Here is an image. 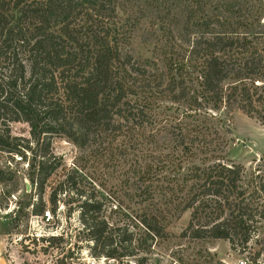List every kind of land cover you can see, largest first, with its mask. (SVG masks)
<instances>
[{
	"label": "trees",
	"instance_id": "16d2710c",
	"mask_svg": "<svg viewBox=\"0 0 264 264\" xmlns=\"http://www.w3.org/2000/svg\"><path fill=\"white\" fill-rule=\"evenodd\" d=\"M181 1L182 10L169 13V7L164 14L169 22L181 16L183 25L171 31L173 52L154 72L122 46L117 0H0V119L29 128L28 138L11 141L22 157L31 155L34 215L42 213L46 181L58 167L54 136L78 142L89 132L134 135L148 122L151 99L169 97L184 106L186 121L168 118L159 152L154 147L149 154L162 153L158 169L181 170L189 159V178L181 176L189 186L179 197L181 209L189 210L183 234L223 239L232 250H245L256 236L264 223V164L244 166L217 155L210 119L219 109L223 116L239 110L264 127V27L231 30L225 16L196 10L190 2L196 0ZM149 168L148 162L139 167L141 181L150 180ZM9 175L0 169V183ZM71 180L67 173L50 187L49 204L55 206L65 192L60 187ZM77 211L93 254L133 255L139 236L109 224L101 200L84 196ZM137 222L153 234L160 230L154 217ZM59 239L47 237L48 243Z\"/></svg>",
	"mask_w": 264,
	"mask_h": 264
},
{
	"label": "rangeland",
	"instance_id": "374dc122",
	"mask_svg": "<svg viewBox=\"0 0 264 264\" xmlns=\"http://www.w3.org/2000/svg\"><path fill=\"white\" fill-rule=\"evenodd\" d=\"M190 2L196 10L203 7V13L213 11L225 16L231 30L249 33L264 27V0ZM185 4L181 0H117V23L124 34V49L152 71L161 69V62L173 52L167 48L174 41L171 31L175 33L183 25L181 16L169 22L164 14L169 7V13L178 12ZM183 109L179 101L156 97L146 111L147 124L134 135L113 137L108 132H89L82 134L78 142L54 136L50 149L58 167L42 193L43 209L47 208L51 215L48 224L31 212V203L38 204L28 168L31 155L22 157L11 141V137L28 138L29 128L22 121L0 119V169L10 173L0 183L2 263L67 264L70 257L75 260L77 253L91 245L79 230L77 205L84 196L94 195L101 200V211L109 224L127 227L139 236L136 242L133 240L130 255L137 260L144 257L151 264H237L240 258H246L250 264H264V223L245 250H232L223 239H196L183 234L189 210L181 209L179 197L189 186L185 182L190 173L186 170L189 159L181 163V170H170L169 164L158 169L162 153L159 157L149 154L154 147L159 152L156 146L164 135L161 127H168V118L186 121L181 117ZM216 113L210 119L212 129H216L214 142L221 150L216 154L244 166L264 164V127L239 110L226 116L221 109ZM145 162L151 167L148 182L141 181L138 173ZM67 173L72 180L60 187L65 192L58 193L52 206L48 202L50 187L61 182ZM151 217L160 226L157 234L137 222H149ZM49 233L60 239L48 243ZM114 238L117 241L119 236Z\"/></svg>",
	"mask_w": 264,
	"mask_h": 264
},
{
	"label": "built area",
	"instance_id": "2783aa9c",
	"mask_svg": "<svg viewBox=\"0 0 264 264\" xmlns=\"http://www.w3.org/2000/svg\"><path fill=\"white\" fill-rule=\"evenodd\" d=\"M20 158L21 157L18 159ZM38 216L46 224H48L51 219L50 211L47 208L43 209L42 213ZM49 234L50 236L54 235L52 233ZM67 264H151V262L149 259H145L144 257H141V259L137 260L130 256L110 257L104 255H95L92 253L90 248H86L77 253L75 260H72L70 257ZM237 264H250V262H248L246 258H240V260L237 261Z\"/></svg>",
	"mask_w": 264,
	"mask_h": 264
},
{
	"label": "crops",
	"instance_id": "0c3cea01",
	"mask_svg": "<svg viewBox=\"0 0 264 264\" xmlns=\"http://www.w3.org/2000/svg\"><path fill=\"white\" fill-rule=\"evenodd\" d=\"M1 249H2V244H1V240H0V251H1ZM2 262H3V258L0 256V264H3Z\"/></svg>",
	"mask_w": 264,
	"mask_h": 264
}]
</instances>
